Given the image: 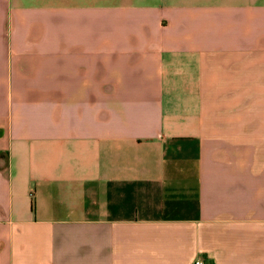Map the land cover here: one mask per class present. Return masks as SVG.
<instances>
[{
    "label": "crops",
    "instance_id": "0c3cea01",
    "mask_svg": "<svg viewBox=\"0 0 264 264\" xmlns=\"http://www.w3.org/2000/svg\"><path fill=\"white\" fill-rule=\"evenodd\" d=\"M0 0V264H264V0Z\"/></svg>",
    "mask_w": 264,
    "mask_h": 264
},
{
    "label": "rangeland",
    "instance_id": "374dc122",
    "mask_svg": "<svg viewBox=\"0 0 264 264\" xmlns=\"http://www.w3.org/2000/svg\"><path fill=\"white\" fill-rule=\"evenodd\" d=\"M90 1V0H89ZM50 2H52L53 4H57V3H59V1H56V0H53V1H50Z\"/></svg>",
    "mask_w": 264,
    "mask_h": 264
},
{
    "label": "built area",
    "instance_id": "2783aa9c",
    "mask_svg": "<svg viewBox=\"0 0 264 264\" xmlns=\"http://www.w3.org/2000/svg\"><path fill=\"white\" fill-rule=\"evenodd\" d=\"M196 264H203L202 261H197Z\"/></svg>",
    "mask_w": 264,
    "mask_h": 264
}]
</instances>
